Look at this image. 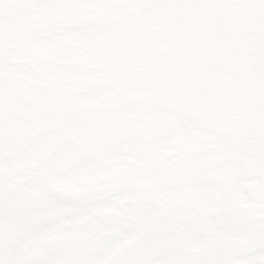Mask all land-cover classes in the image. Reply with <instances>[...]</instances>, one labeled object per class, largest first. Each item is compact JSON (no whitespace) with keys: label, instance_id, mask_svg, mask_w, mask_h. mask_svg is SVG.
<instances>
[{"label":"snow or ice","instance_id":"1","mask_svg":"<svg viewBox=\"0 0 264 264\" xmlns=\"http://www.w3.org/2000/svg\"><path fill=\"white\" fill-rule=\"evenodd\" d=\"M0 264H264V0H0Z\"/></svg>","mask_w":264,"mask_h":264}]
</instances>
